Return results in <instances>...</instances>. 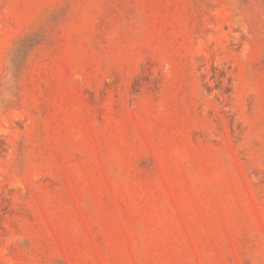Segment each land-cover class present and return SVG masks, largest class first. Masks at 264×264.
I'll list each match as a JSON object with an SVG mask.
<instances>
[{
  "label": "rangeland",
  "instance_id": "rangeland-1",
  "mask_svg": "<svg viewBox=\"0 0 264 264\" xmlns=\"http://www.w3.org/2000/svg\"><path fill=\"white\" fill-rule=\"evenodd\" d=\"M0 264H264V0H0Z\"/></svg>",
  "mask_w": 264,
  "mask_h": 264
}]
</instances>
